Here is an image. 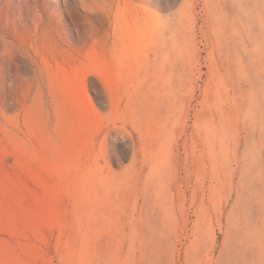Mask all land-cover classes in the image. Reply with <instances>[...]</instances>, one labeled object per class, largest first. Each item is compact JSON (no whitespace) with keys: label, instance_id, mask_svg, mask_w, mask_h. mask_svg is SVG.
I'll list each match as a JSON object with an SVG mask.
<instances>
[{"label":"rangeland","instance_id":"1","mask_svg":"<svg viewBox=\"0 0 264 264\" xmlns=\"http://www.w3.org/2000/svg\"><path fill=\"white\" fill-rule=\"evenodd\" d=\"M239 4L0 0V264H264Z\"/></svg>","mask_w":264,"mask_h":264},{"label":"bare ground","instance_id":"2","mask_svg":"<svg viewBox=\"0 0 264 264\" xmlns=\"http://www.w3.org/2000/svg\"><path fill=\"white\" fill-rule=\"evenodd\" d=\"M238 2L240 3L239 5L241 7V10L243 11V12L241 11L242 13H245V14H246V12H251L252 13V16H246L245 15L246 18L249 19L251 17L252 20L257 19L259 22L264 20L263 19V17H264V0H259L258 1L257 5L255 7V10H252L250 8V6L246 3V0H238ZM249 20H251V19H249ZM248 23H250V22L247 21V24ZM244 24H246V22ZM249 51L251 53L253 52L254 59L260 60V62L262 61V59H263L262 58V49H261L260 41L258 39L253 40L252 37L250 38ZM257 74H258V78L259 79L258 80L256 79L255 81H253V90H252V93H251L252 94L251 97H253V99L255 98L257 101H260L261 98L263 97V89H262V86H261V84L264 81V77H263L264 71H263V69L259 68Z\"/></svg>","mask_w":264,"mask_h":264}]
</instances>
